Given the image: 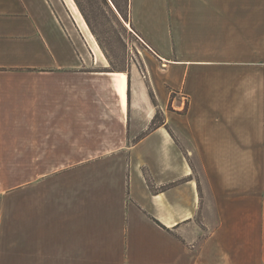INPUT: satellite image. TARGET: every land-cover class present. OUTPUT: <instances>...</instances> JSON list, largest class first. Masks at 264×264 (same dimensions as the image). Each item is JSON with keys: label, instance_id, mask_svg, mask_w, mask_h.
<instances>
[{"label": "crops", "instance_id": "1", "mask_svg": "<svg viewBox=\"0 0 264 264\" xmlns=\"http://www.w3.org/2000/svg\"><path fill=\"white\" fill-rule=\"evenodd\" d=\"M65 10L0 0V153L25 157L0 264H264V84L241 108L209 51L236 31L256 62L264 0H130L151 52L123 71Z\"/></svg>", "mask_w": 264, "mask_h": 264}, {"label": "rangeland", "instance_id": "2", "mask_svg": "<svg viewBox=\"0 0 264 264\" xmlns=\"http://www.w3.org/2000/svg\"><path fill=\"white\" fill-rule=\"evenodd\" d=\"M55 1L57 5L63 9L66 22L69 23L70 27L73 28L74 25L65 9H67L70 14H74L78 22L84 27L88 37H91V39H93L94 42L96 41L100 46L99 40L92 31L88 22L86 21L89 29L86 28L82 23L79 14L83 13L81 10H78L80 8L76 1L74 0L75 4L78 6V9L75 7V4L72 2V0ZM83 1L86 5H91V3L94 1L95 6L87 8L86 13L112 61L111 64L105 52H103L107 59L104 64L107 66L99 67V69L103 68L123 71L127 70L133 63H138L141 66L143 55L149 54L151 50L134 33L132 26L127 25V22L130 24L129 18L128 21L126 20L124 22L122 21L121 23H116L113 20V14L101 6L99 0ZM119 1L124 7H126L127 0ZM82 16L86 20L84 14ZM209 35L212 37L211 41L214 42V44L210 45L209 47L210 54L216 59H223V57L227 59L225 65H222L223 62L216 63L215 61L214 69L220 70L222 68L218 67L220 65L224 67L226 73L229 75L230 82H228V89H233L232 77L241 79V108L246 107L244 105L249 101L247 99V95H244L242 92L243 88L247 91L250 73L256 74L257 88L262 87L264 84V31H257V45L252 47L253 51L255 50L257 57L256 62L248 60V40L244 41L245 44H241L239 47L236 44L237 41H235V39L237 40L239 38L236 31H211ZM241 39H244L243 31L241 33ZM100 48L102 51H104L101 46ZM174 95L177 96L178 102L184 106L181 110H178V112L181 114H186L191 102L189 95L182 92L174 93ZM228 95L229 93L226 91L223 98L224 102L231 101ZM242 111L244 110L242 109ZM217 116L219 117V114H217L216 117ZM176 138L179 143H182V145L190 147L186 140L183 139L179 134L178 137L176 136ZM195 161L197 166L200 167L196 159ZM24 168V153H0V198L9 197L17 198L18 200L24 198ZM17 208H20V211L22 212V217L20 216L19 220L23 221V206Z\"/></svg>", "mask_w": 264, "mask_h": 264}, {"label": "trees", "instance_id": "3", "mask_svg": "<svg viewBox=\"0 0 264 264\" xmlns=\"http://www.w3.org/2000/svg\"><path fill=\"white\" fill-rule=\"evenodd\" d=\"M76 3L78 4L80 10L82 11V13L84 14L86 21L88 22L89 26L91 27L92 31L94 32V34L96 35V37L99 40L100 46L102 47V49L104 50L106 56L108 57L110 63L112 64V61L108 55V52L106 51L101 39L99 38L98 34L95 31V28L90 20V18L88 17L86 10L87 8H91L94 7V1L91 3V5H86L84 3L83 0H75ZM99 3L101 4V6H103L108 12L113 14L114 17V22L116 23H121L122 21H128V18L130 20V0H127L126 2V7H124L121 2L119 0H99ZM106 71H118V70H113V69H104ZM158 117V118H157ZM156 117V121L154 122L155 124L157 123V121L160 119L159 116ZM154 124V125H155ZM171 132V129H169ZM150 185L152 186V188L155 189L153 183L150 181Z\"/></svg>", "mask_w": 264, "mask_h": 264}, {"label": "bare ground", "instance_id": "4", "mask_svg": "<svg viewBox=\"0 0 264 264\" xmlns=\"http://www.w3.org/2000/svg\"><path fill=\"white\" fill-rule=\"evenodd\" d=\"M72 2L75 4V2H74V0H72ZM75 7L78 9V6L75 4ZM78 10H80V9H78ZM80 13V12H79ZM80 15V17H81V21H82V23L84 24V26L86 27V28H88L89 29V27H88V24H87V22H86V20L84 19V17L82 16L83 14H79ZM127 25L128 26H130V24L127 22ZM98 44V43H97ZM98 46H99V44H98ZM104 52V51H103ZM103 54V53H102Z\"/></svg>", "mask_w": 264, "mask_h": 264}]
</instances>
